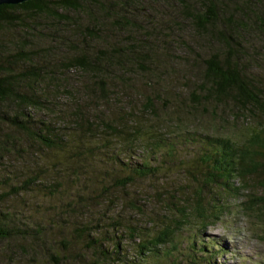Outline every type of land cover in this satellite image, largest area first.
<instances>
[{
	"label": "rangeland",
	"instance_id": "obj_1",
	"mask_svg": "<svg viewBox=\"0 0 264 264\" xmlns=\"http://www.w3.org/2000/svg\"><path fill=\"white\" fill-rule=\"evenodd\" d=\"M89 1L80 14L57 12L79 27L43 18L24 40L0 29V53L8 51L0 68L11 63L17 91L31 93L25 56L42 73L39 105L7 114L25 111L58 139L47 148L0 122V144H12L0 152V193L32 183L0 205L2 214L19 213L13 223L25 230L24 239L0 240V264H92L100 250L114 264H264V170L238 176L240 149L253 136L264 140V111L244 113L232 97L194 96L204 88L205 60L237 53L264 94V0ZM96 4L126 17H105ZM210 4L219 16L200 30L189 13ZM98 18L102 29L93 26ZM231 26L241 31L234 36ZM83 47L97 61L106 53L108 71L69 67ZM96 76L109 78L106 93ZM221 144L238 149L234 173ZM126 162L145 164L148 175L120 185ZM88 225L96 228L86 238L78 229ZM164 233L166 242L150 247Z\"/></svg>",
	"mask_w": 264,
	"mask_h": 264
},
{
	"label": "trees",
	"instance_id": "obj_2",
	"mask_svg": "<svg viewBox=\"0 0 264 264\" xmlns=\"http://www.w3.org/2000/svg\"><path fill=\"white\" fill-rule=\"evenodd\" d=\"M89 0H32L26 2L21 5L15 6H8L2 5L0 6V29L3 25L8 27H12L13 30L17 35L24 40L28 38L29 34L34 33L38 30V27H35V22H40L43 18H47L49 21L58 20L57 23H60L64 26V24L68 23L71 27H79L78 22L74 19L69 20V18L63 14L57 13L59 10L72 11L75 14H80V12L89 7ZM97 5V4H96ZM100 11V14L105 15V17H118L120 20L122 17H126L123 15L122 9L118 11L114 10L113 7L106 8L102 5V8L97 5ZM191 11V10H190ZM90 15L93 19L92 12L90 11ZM219 13L217 9L214 7L213 4L208 5L207 7H199L197 10H192L189 13V20L196 24L197 28L200 30L207 31L208 26L213 27V22L217 21ZM99 19V18H98ZM101 20H105L104 18L99 19L98 22H92L93 26L96 29H102L101 27ZM128 20V18H127ZM67 29V28H66ZM1 31V30H0ZM241 31L239 27H230V32L236 36V34ZM85 36L88 37L92 36V32L86 29ZM83 35V36H84ZM20 39V38H19ZM232 39V38H229ZM8 46L12 47L11 43ZM84 48V47H83ZM18 57L23 56V52L19 51ZM239 52V50H238ZM122 53V52H121ZM118 52L119 56L124 58V56ZM99 59L103 58V61H97V56H93L85 47L82 51L78 54L73 56L70 61V66L73 68H78L80 71H84L86 73H91L94 75H100L101 73L108 71L109 64L107 63V54L102 53ZM6 55V56H5ZM129 55V54H127ZM2 57H8V51L5 54L0 53ZM119 57V58H120ZM8 62V60H7ZM24 64H28L29 76H30V85L29 89L31 91L30 94H21L17 91L18 87V79L14 77V74L11 72V63H7L6 67L0 68V122L9 125L11 128L17 130L22 135H26L30 138H34L36 141L41 143V145L51 148L56 141H58L55 137H48L49 129L46 124L40 122V127H45L43 131L40 130V127L35 125L34 120H29L31 117L25 111L16 112L12 115H8L7 112L15 106V108L20 111V107L26 108H36L38 106V102L36 101L37 95L39 94L37 91L40 90L41 87V74L40 71L36 70L35 63L33 59L28 57H24L22 59ZM241 60L239 59L238 53L230 58L221 60L219 57L214 54L204 62V69L202 72V85L204 88H201L197 91L195 100L199 103V99L202 98V101L208 102L209 99H215L217 101H221L222 98L232 97L234 101H238L240 104L239 108L244 113L254 112L256 109H262L264 111V105L262 101L264 99V94H262L261 88H259L257 82L252 78V75L248 74L246 69H243L240 66ZM68 66V64H67ZM66 66V67H67ZM108 79H101L96 76L95 85L99 86L98 89L101 93H106L108 91ZM200 93V94H198ZM44 101V100H43ZM243 118V117H242ZM56 131L53 132V134ZM252 144H249V147H244L240 149L238 162L240 165L241 170L238 172V176L240 178H244L251 173H256L259 170H264V140H260L258 136L252 137ZM217 145V144H216ZM222 145V144H221ZM223 149L229 150L227 154H225L226 162L225 164L231 168L232 172L234 173L235 163L233 161L234 157L238 155V149H233L229 144H223ZM12 148V144H0V152L3 153H10V149ZM249 148L252 150H257V152L252 151V154L249 151ZM236 153V154H235ZM258 156L261 161H257L254 158ZM218 163V160L216 161ZM124 164L126 166L130 165V174L128 177L120 182V185L127 186L133 183L135 179L132 177H140L147 176V166L143 164L140 168L131 166V163L126 162ZM215 163L214 165H216ZM133 173V174H132ZM216 178V176L211 175L212 180ZM37 182V180H35ZM32 185L31 180L24 182L21 186H11L9 191L1 192L0 193V205L5 202L7 198L11 196H18L20 193H26L30 190V186ZM264 189V184L261 186ZM200 194H197V199L200 200ZM198 200V203H199ZM264 202V199H262ZM200 209V205H198ZM172 205V204H171ZM170 206V205H168ZM185 211V210H184ZM198 214H202V211L199 210ZM13 213H3L0 212V240H10L14 238L24 239V229L19 228L16 226L13 221L14 218L19 215H12ZM96 228L95 226H83L82 228L78 229L79 233H82V236L86 238L92 237L91 230ZM86 234V235H85ZM163 237H158L152 240L149 243L150 247H155L157 244L163 243L167 236L165 233L162 235ZM165 239V240H164ZM166 242V241H165ZM103 244L99 243V248L101 249ZM89 248H92L90 246ZM144 249V251H143ZM150 248L141 247L139 254L142 256L148 255L150 253ZM117 247L112 252L113 255L117 254ZM112 255V256H113ZM100 257V258H99ZM98 261L92 264H114L112 262L113 258L110 259V255L108 251L100 250L98 252ZM118 259L115 260V262Z\"/></svg>",
	"mask_w": 264,
	"mask_h": 264
},
{
	"label": "water",
	"instance_id": "obj_3",
	"mask_svg": "<svg viewBox=\"0 0 264 264\" xmlns=\"http://www.w3.org/2000/svg\"><path fill=\"white\" fill-rule=\"evenodd\" d=\"M29 1H32V0H0V6L2 5H8V6L21 5Z\"/></svg>",
	"mask_w": 264,
	"mask_h": 264
}]
</instances>
